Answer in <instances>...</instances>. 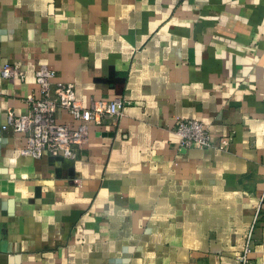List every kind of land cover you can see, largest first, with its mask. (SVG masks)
<instances>
[{
	"label": "crops",
	"instance_id": "crops-1",
	"mask_svg": "<svg viewBox=\"0 0 264 264\" xmlns=\"http://www.w3.org/2000/svg\"><path fill=\"white\" fill-rule=\"evenodd\" d=\"M42 66L126 103L75 160L2 130ZM180 119L229 148H180ZM256 218L264 264V0H0V264H240Z\"/></svg>",
	"mask_w": 264,
	"mask_h": 264
},
{
	"label": "built area",
	"instance_id": "built-area-1",
	"mask_svg": "<svg viewBox=\"0 0 264 264\" xmlns=\"http://www.w3.org/2000/svg\"><path fill=\"white\" fill-rule=\"evenodd\" d=\"M1 77L5 81H26V74L20 65H4ZM56 72L46 66L35 73V82L40 96L29 95L26 102L29 110L17 115L14 111L7 114L3 131L12 130L14 134L25 135L26 144L21 150L23 156L41 159L45 155L75 160L77 152L83 150L90 141L91 125L103 127L114 125L121 117L126 103L122 99L94 101L90 109L82 107L73 84L56 83ZM61 111H66L77 122L70 126L59 121ZM176 135L180 148L190 150L218 149L227 151L230 139L222 137L215 141L204 123L197 120H178ZM248 229L244 248L239 257L240 264H254L253 254L254 227Z\"/></svg>",
	"mask_w": 264,
	"mask_h": 264
},
{
	"label": "water",
	"instance_id": "water-1",
	"mask_svg": "<svg viewBox=\"0 0 264 264\" xmlns=\"http://www.w3.org/2000/svg\"><path fill=\"white\" fill-rule=\"evenodd\" d=\"M57 158H60V159H65V158H62V157H57Z\"/></svg>",
	"mask_w": 264,
	"mask_h": 264
}]
</instances>
